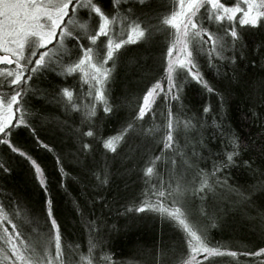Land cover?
Wrapping results in <instances>:
<instances>
[{
	"label": "snow or ice",
	"instance_id": "6c2138e0",
	"mask_svg": "<svg viewBox=\"0 0 264 264\" xmlns=\"http://www.w3.org/2000/svg\"><path fill=\"white\" fill-rule=\"evenodd\" d=\"M0 188V264H264V0H0Z\"/></svg>",
	"mask_w": 264,
	"mask_h": 264
},
{
	"label": "trees",
	"instance_id": "16d2710c",
	"mask_svg": "<svg viewBox=\"0 0 264 264\" xmlns=\"http://www.w3.org/2000/svg\"><path fill=\"white\" fill-rule=\"evenodd\" d=\"M200 101L201 97L198 95L195 89H192L189 92L185 103L199 104ZM29 141L30 138H19V142L27 148H31V144ZM4 151H7V149L5 148ZM37 155L46 165L49 173H51L53 171V167L50 156L45 153H38ZM12 156L14 157L15 163L18 165V167L16 170L15 178L10 181H6V183L13 185L17 190L22 191L31 202L39 203L41 199L40 191L35 188L26 178V173L22 166L20 158L15 154H12ZM117 183L121 187L123 186V182L120 179H117ZM73 187L78 186L73 185L69 188V191L72 192L73 195H75V192H73ZM9 192L10 189L8 188H0V203L7 202ZM58 199H60V197H58ZM23 210L27 211V207L25 206ZM61 210H63L62 203ZM158 223V218L156 220H153L150 216L141 218L138 221H134L129 228L113 237L111 241L113 251L119 253L126 261V264H136V261L139 260L138 247L140 245L148 247L154 240H158ZM171 235V232L165 230L166 239ZM229 237H235L237 240H239L240 237H251V229H248L239 223H235L232 227L226 229L225 231L217 232L215 234V239L218 241H228ZM76 242L78 243L79 241ZM223 264H227V261H224Z\"/></svg>",
	"mask_w": 264,
	"mask_h": 264
}]
</instances>
